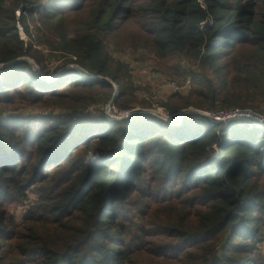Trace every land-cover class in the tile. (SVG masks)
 Segmentation results:
<instances>
[{"label":"trees","instance_id":"trees-1","mask_svg":"<svg viewBox=\"0 0 264 264\" xmlns=\"http://www.w3.org/2000/svg\"><path fill=\"white\" fill-rule=\"evenodd\" d=\"M4 1L0 65L22 58L41 64L36 42L68 52L78 68L62 74L63 93L25 61L0 68V242L14 257L9 264H132L144 230L128 216L131 198L154 202L157 194L182 190L195 201L194 242L209 243L193 247L199 264H264L263 130L237 121L213 125L191 114L179 124L142 114L116 122L103 117L114 124L95 135L83 126L91 117L21 120L6 114L18 106L57 105L73 93L108 92L110 99L112 86L90 75L117 86V105L131 89L130 75L105 50L108 40L134 61L180 59L199 71L185 97L172 95L174 104L162 106L173 118L188 106L259 109L264 0H86L71 14L21 0L19 22L18 5L4 8ZM23 13L38 18L35 33L42 37L34 41L23 26L29 41L19 39ZM174 71L160 72L175 78ZM32 189L38 199L15 225L9 206Z\"/></svg>","mask_w":264,"mask_h":264},{"label":"rangeland","instance_id":"rangeland-1","mask_svg":"<svg viewBox=\"0 0 264 264\" xmlns=\"http://www.w3.org/2000/svg\"><path fill=\"white\" fill-rule=\"evenodd\" d=\"M34 1H37L39 4L44 6L46 11H51L55 14H58L59 12L71 14L72 12L79 11V7H82L86 0ZM199 1L203 4L204 0ZM20 4L21 0H6L3 2L4 8H8L10 5H13L14 7L18 5L15 11L17 22H19L18 18L21 14V10L19 8ZM23 15L25 21L24 23H19V27L22 28L21 34L16 25L19 39L29 41V37L25 34L23 26H26L28 30L31 31V34L33 35L32 39L34 41L37 37H42L41 34L35 33V27L39 26L36 25L38 18L30 17L27 13H23ZM72 16L73 14L70 15V18ZM56 40L58 41V39ZM105 50L111 56L113 62L124 57H129V53L126 49L120 48V50H118L115 46H113L110 40L107 41ZM33 51H36L39 54L41 64H38L30 58L22 59H24L25 62L32 67L34 75H36L45 84L55 86L54 88H59L61 85L66 83L65 80L67 79L62 80V74L65 71L78 69L73 62H69L70 59L74 61V57L70 56L68 52H61L56 46L54 48H50L46 44L41 45L34 42ZM114 63H112L113 67ZM152 64V70L155 72H160L163 67L174 68L175 71L169 73L175 78H169L165 75L168 80L166 79L164 86L169 93L173 95L178 94L182 97H185L191 90V75L193 73H199V71L195 68L189 66L184 60L180 59L169 58L166 61L158 63V66L156 63ZM33 65H39L38 75L35 74ZM152 70L149 73L152 74ZM128 82L131 89L126 92L116 105L119 109L122 111H133L132 116L150 114L159 117L157 114L159 112H164L168 115L165 120L173 122L178 121V119L176 120L173 118L172 115H169L162 107L166 104L168 106L174 104L168 100L169 97L166 98V96H164L157 98L161 89L152 88L151 90H147V92L139 91L137 94L130 77ZM187 82H189V88L185 89L181 93H174L169 86L171 83L184 86ZM57 91L63 93V88H59ZM64 96H66V98L63 97L60 99L57 105L47 107L18 106L16 109L17 111L12 113L9 111L6 114L14 115L15 118L21 120L37 118H54L56 120H64L65 118H70L75 121L85 118L89 119V117H91L94 120L84 123L83 126L84 128H91L92 134L95 135L99 133L102 127L114 124H110L109 122L105 123L103 121L105 118H103L104 114L102 108L108 100V92L103 94L98 92H93L92 94L73 93ZM76 100H79V105H76ZM189 108L195 109L192 106H188L179 111L187 110ZM254 110H258V108ZM91 158H93V156H91ZM142 186H145V184ZM166 188V190H168L169 186H166ZM37 199V192L32 189L27 193L25 200L13 203L9 206V216L15 225H20L22 223L24 214L29 209L34 207ZM155 199L156 200L152 202L151 200L142 199L139 196L134 195L129 204L125 207L129 210L128 216L131 220H133L135 226L144 230L143 233L139 234V238L142 240L143 246L141 245V249L136 251L132 264H199V253H197L195 251L196 249L193 247L198 244L200 248L206 249L208 248L209 243L206 241L194 242L196 241V237L193 235L195 233V229L193 227L195 224V201L193 200L191 193L184 190L175 195L162 192L161 195L157 194ZM133 233L134 231H132V234ZM154 236L159 237L157 238ZM185 236L188 237L185 240H182ZM259 248L261 253L264 254V243H262ZM6 251V245L0 242V264H9L14 262V257L10 258Z\"/></svg>","mask_w":264,"mask_h":264},{"label":"built area","instance_id":"built-area-1","mask_svg":"<svg viewBox=\"0 0 264 264\" xmlns=\"http://www.w3.org/2000/svg\"><path fill=\"white\" fill-rule=\"evenodd\" d=\"M19 26H20L19 23H17V28L21 34L22 28H20ZM33 67L35 70V74L38 75L39 67L37 65H33ZM88 77L94 80H105L113 88L112 97L107 100V102L104 104L102 108L104 117L106 118L107 121L109 122L120 121L125 118H128L133 114V111H122L114 103V99L118 95L119 91L117 86L111 80H109L108 78H99L97 76H88ZM169 86L174 91V93H181L185 89L189 88V82H187L186 85L184 86H179L176 83H171ZM186 114L198 115L209 122L219 123L223 125L236 121L244 122L251 125L252 127L264 131V105H262L258 110L249 109V108L246 109L232 108V109H223V110H203V109L189 108L187 110H182L178 112L177 119L180 121L181 118ZM157 115L162 119H166L168 117V115H166L164 112H159Z\"/></svg>","mask_w":264,"mask_h":264},{"label":"crops","instance_id":"crops-1","mask_svg":"<svg viewBox=\"0 0 264 264\" xmlns=\"http://www.w3.org/2000/svg\"><path fill=\"white\" fill-rule=\"evenodd\" d=\"M118 60L128 66L131 82L133 83L137 94L139 91L147 92V90H151L152 88H159L161 91H159L157 98L164 96L167 98L173 95L169 93L164 86L167 77L161 72H155L152 70L153 68L151 65L153 64L150 61H134L129 57H124ZM151 70L154 74L149 73Z\"/></svg>","mask_w":264,"mask_h":264},{"label":"water","instance_id":"water-1","mask_svg":"<svg viewBox=\"0 0 264 264\" xmlns=\"http://www.w3.org/2000/svg\"><path fill=\"white\" fill-rule=\"evenodd\" d=\"M18 61H25L24 59H18V60H14V61H12V62H10V63H8V64H5V65H0V68H2V67H6V66H9V65H12V64H15L16 62H18ZM82 73H84V72H82ZM84 75H85V73H84ZM91 76V75H90ZM176 119V118H175ZM177 120V119H176ZM167 121V120H166ZM175 121V120H174ZM179 121V120H178ZM178 121H176V124H179L180 122H178ZM210 124H213V125H219V123H212V122H209ZM251 124H253V123H251Z\"/></svg>","mask_w":264,"mask_h":264}]
</instances>
